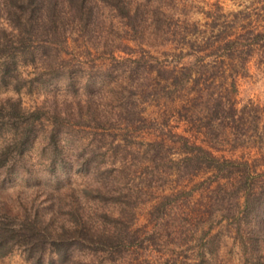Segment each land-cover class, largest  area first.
I'll use <instances>...</instances> for the list:
<instances>
[{"label":"rangeland","instance_id":"rangeland-1","mask_svg":"<svg viewBox=\"0 0 264 264\" xmlns=\"http://www.w3.org/2000/svg\"><path fill=\"white\" fill-rule=\"evenodd\" d=\"M138 13L143 26L131 33L99 4L92 41L72 30L56 45L52 65L36 59L18 66L15 85L0 83L2 105L42 108L28 141L0 171V201L12 209L26 196L28 211L47 212L49 192L100 187L110 194L106 200L82 196L85 203L114 215L125 206L122 225L129 223L127 235L120 223L103 222L125 239L114 264H264V209L245 223L210 224L202 207L209 172L183 175L166 161L184 154L176 135L218 158L245 160L254 173L264 169V44L241 41L231 56L215 51L245 31L264 36V0H149ZM117 40L130 49L112 48ZM215 100L217 118L210 113ZM0 114V125L12 117ZM12 139L4 123L0 150ZM155 141L165 146H148ZM176 190L189 192L172 196L151 218L152 206ZM0 264L28 263L14 249L0 255Z\"/></svg>","mask_w":264,"mask_h":264},{"label":"trees","instance_id":"trees-1","mask_svg":"<svg viewBox=\"0 0 264 264\" xmlns=\"http://www.w3.org/2000/svg\"><path fill=\"white\" fill-rule=\"evenodd\" d=\"M147 1L149 0H0V83L15 85L19 78L16 71L18 66H34L36 59L43 67L52 65L58 53L56 45H62L66 35L71 34L72 30H78L83 38L92 41L98 34L95 27L99 22V4L113 10L114 15L123 25L129 27L131 33H138V28L143 26L138 12ZM156 1L159 4L160 0ZM158 8L159 5L157 10ZM241 41H245L246 45L257 41L264 44V36L245 31L233 38H226L215 51L231 56L232 50L236 45H241ZM110 46L115 49H130L126 44L120 43V40L114 46L110 42ZM147 57L140 56V59H151L149 64L157 73L165 71L162 70L160 61ZM168 78L165 76V79ZM175 78L176 76L170 77L173 86ZM31 80L28 79V85ZM12 102L9 106L0 103V112L6 111L12 116L3 124L9 125L13 138L11 146L7 145L0 150V171L3 174L12 162L8 158L9 153L22 150L33 129V122L40 117L42 110L40 107L36 110H23L17 100ZM211 110L212 117L217 118L215 115L220 111V102L215 100ZM1 119L3 117L0 114ZM173 137L178 139L184 154L177 160L168 158L166 161L171 166L174 165L177 173L192 175L209 172L206 177V182L209 183L205 186L206 196L203 197L205 201L202 207L207 211L208 217L212 216L210 224L219 223L223 219H233L238 224L243 220L245 223L250 220L252 213L264 209V169L254 173L245 160L218 158L207 148L189 143L183 136ZM148 146H156L159 150L165 144L155 141L149 142ZM262 155L264 158V154ZM210 182L215 184L211 187ZM15 187L24 186L17 184ZM62 190L63 195L55 190L45 197L47 212L37 207L28 211L27 204L32 199L27 200L26 196V200L15 199L14 205L17 207L12 209L0 201V255L17 249L28 264L117 263L115 256L126 249L125 239L115 227L112 230L103 225V222L111 220L122 225V220L126 217L125 206L119 207L114 215L108 210L97 209V205H87L82 196L88 198L91 195L100 202L110 195L100 187L85 186L80 193L71 188ZM186 192L176 190L175 193L163 195L152 206L150 217L158 219L165 205L171 202L172 196L188 194ZM14 193L18 194L19 191L15 190ZM116 195L113 199L124 196ZM212 212L215 214L212 215ZM128 226L129 223H124L121 229L127 235Z\"/></svg>","mask_w":264,"mask_h":264}]
</instances>
